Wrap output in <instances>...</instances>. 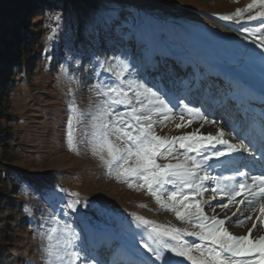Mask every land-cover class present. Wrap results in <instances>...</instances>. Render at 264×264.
Masks as SVG:
<instances>
[{
    "label": "rangeland",
    "instance_id": "obj_1",
    "mask_svg": "<svg viewBox=\"0 0 264 264\" xmlns=\"http://www.w3.org/2000/svg\"><path fill=\"white\" fill-rule=\"evenodd\" d=\"M94 1L96 0H87L90 4ZM105 1L110 2L107 11L96 16L91 25L81 21L76 36L70 35L71 40L63 37V42L48 38L51 26L58 17L57 13L43 14L38 25V28L41 26L42 34H45L43 49L38 51L33 71L20 72L16 83L8 90L5 113L10 120L3 127V135L9 137V146L5 149L2 160L10 167L25 173L28 184L23 185L25 191L20 192L29 198L27 206L19 207L14 212L11 230L7 231L5 247L10 256V264H45L47 257L43 249L46 241L41 238V233L51 226L53 215L60 216L62 221L79 234L77 244L92 264L97 261L100 264H116L120 261L117 258L123 253V249L147 256L139 247V241L146 236V232L137 227L134 216H141L161 225L198 231L191 225L178 221L174 213L158 206L147 190L140 188L135 182L129 188L127 183L108 176L98 158L92 155L87 140L91 133V117L96 114L104 99L98 94L100 86L118 85L114 74L107 71L108 65L115 64L114 57L128 62L129 72L125 79L146 83L154 90L159 89L166 101L167 97L171 99L169 106L173 108V113L170 119L178 124H187L188 118L193 120L190 126L176 128L171 122L169 125L167 120L164 121V116H160L163 113L153 115L156 135L179 137L191 134L200 127L204 132L201 135H209L223 128L228 135L225 138L232 143L241 140L244 134L242 127L247 126L246 123L243 124L239 114H234L229 124H221V119H227L228 107L231 105L228 101V86L220 83V79H211L207 74L210 69L218 68L216 63L221 56L220 52L223 54L225 48L228 50L231 47L224 38L217 35V27L222 28L224 34H229L234 29L237 35H245L248 43H256L259 39L258 33L248 35L244 29L259 27L263 17L255 20L246 18L245 21L240 19L255 16L257 10L264 9L257 6L255 10L244 12L241 17L225 21L219 17L233 15L237 9L243 10L252 0ZM183 13L206 19L213 25L211 28L208 25L206 27L201 22L203 20L193 21L183 16ZM70 23L66 25L67 28L71 25L73 27ZM84 29L87 30L83 31ZM56 32L59 34L58 30ZM151 39L158 40L163 47L155 53L154 65L157 68L154 70L144 58L149 51ZM237 46V49L239 46L243 47L241 44ZM195 52L203 54L208 62L199 70L198 75L204 80L202 83L196 79L193 65L187 64L180 69L181 63L177 61V54L189 60ZM163 56L165 57L162 59ZM198 89L197 96L195 91ZM129 97L131 105H115L114 110L127 113L131 106L139 107L132 92H129ZM213 97L217 101L211 103ZM221 98L228 101L226 105L219 104ZM180 101L190 107L201 108L209 119L217 123H206L198 117H189ZM72 104L80 114L79 121H74L75 150H69L67 143L68 118ZM181 113L185 116L184 121L180 120ZM230 132L234 133V140L229 135ZM251 142L257 152L255 141ZM181 159L169 158L157 162L175 164ZM243 164L241 159L238 165ZM55 174H62L64 180L56 178ZM43 176L48 178L50 188L39 183L46 181L41 180ZM208 183L214 186L211 181ZM36 185H41V188L32 189ZM73 192L82 202L75 213L63 207L67 200L73 199L65 194ZM17 201L19 203L21 198ZM236 208L230 206L228 209L219 210L209 207L204 212L208 216L216 215L227 220L228 231L234 236H240L233 228L237 225L232 223L230 226L229 222V219L235 221L233 213ZM64 212H68V215L64 216ZM250 216L238 230L252 228L256 222L253 219L254 214ZM259 226L253 233L259 231ZM108 238L110 242L106 249L103 252H97L96 249L93 254L91 250L96 241H105ZM185 238H188L189 243L196 241L194 237ZM167 255L171 257L170 253ZM171 258L177 264L181 261L189 264L181 257Z\"/></svg>",
    "mask_w": 264,
    "mask_h": 264
},
{
    "label": "snow or ice",
    "instance_id": "obj_2",
    "mask_svg": "<svg viewBox=\"0 0 264 264\" xmlns=\"http://www.w3.org/2000/svg\"><path fill=\"white\" fill-rule=\"evenodd\" d=\"M257 6L264 9V0H252L243 10L237 9L233 15L220 16L219 19L228 21L241 17L244 12ZM258 17H264V11L257 12L255 16L250 15L247 19L255 20ZM262 29L264 20L259 27L245 28L244 31L253 35ZM256 46L264 51V37ZM113 59L115 64L108 65L107 71L114 74L118 85L100 86L98 94L104 99L91 117V133L87 140L92 155L98 158L108 176L127 183L129 188L135 182L147 190L158 206L174 213L178 221L198 229L189 231L134 216L137 227L146 232V236L139 241V247L147 256L137 252L138 258L129 264H177L171 257H181L189 264H264V236L250 238L258 224L264 227V173L251 174L244 170H237L230 175L209 173V168L213 167L209 161H220L222 157H232L237 153L251 154L254 151L252 142L244 137L238 144L229 143L223 128H219L215 135H198L195 132L172 138L156 135L153 115L163 113L164 119H170L173 108L159 89L154 90L146 83L125 79L129 72L128 62L120 57ZM129 92L133 93L139 107L133 105L127 113L115 111V105H131ZM180 104L189 117L217 123L209 119L201 108L190 107L184 101H180ZM79 118L76 106L70 105L67 131L69 150H75L74 121L78 122ZM180 120H185L183 113L180 114ZM192 123L193 120L188 118L187 124H177L176 128ZM217 145L223 147L217 148ZM169 158L182 159L175 164L157 162ZM258 159L264 160V154L259 155ZM209 181L213 187L206 184ZM209 191L212 193L209 200L197 199L203 198L204 193ZM65 195L73 199L67 200L63 207L72 213L77 212V206L82 203L78 195L74 192ZM217 195L222 201L227 199L226 203L218 205L221 209H228L239 196L244 197L239 203L246 204L249 213L259 207L258 224L253 223L248 235L234 236L225 227V219L205 215L204 204L211 206V200L217 199ZM63 215L67 216L68 212ZM240 215L243 217V211H240ZM250 218L249 215L235 221L229 219V222L242 226ZM50 223L48 230L41 233V238L46 241L43 249L47 257L45 264H92L77 244L79 234L69 224L58 215H53ZM185 237H194L198 242L189 243Z\"/></svg>",
    "mask_w": 264,
    "mask_h": 264
},
{
    "label": "trees",
    "instance_id": "obj_3",
    "mask_svg": "<svg viewBox=\"0 0 264 264\" xmlns=\"http://www.w3.org/2000/svg\"><path fill=\"white\" fill-rule=\"evenodd\" d=\"M109 3L105 0H96L91 4L87 0H0V264H10V256L5 247L6 236L11 230L14 212L19 207L27 206L29 200L28 196H23L20 192L25 191L23 185L28 184L25 173L2 160V155L9 146V137L3 135V127L10 120L5 113L8 90L16 83L20 72L33 71L38 51L43 49L45 34H42L41 26L38 28L43 14L57 13L59 19L51 26L48 38L63 42L64 39L71 40L72 34L76 36L81 21L93 24L96 16L107 11ZM117 3L126 4L123 1ZM120 22L119 16L118 23ZM68 23L73 24V27L71 25L67 28ZM55 177L64 180L62 174H55ZM41 180L46 181L39 183L50 187L46 176ZM40 188L41 185L33 187L34 190ZM19 198L21 201L18 203Z\"/></svg>",
    "mask_w": 264,
    "mask_h": 264
},
{
    "label": "bare ground",
    "instance_id": "obj_4",
    "mask_svg": "<svg viewBox=\"0 0 264 264\" xmlns=\"http://www.w3.org/2000/svg\"><path fill=\"white\" fill-rule=\"evenodd\" d=\"M252 10H255V9L253 8L251 9V11ZM259 11H263V10L261 9L257 10V12ZM183 16H185L186 18H190L193 21L203 20L201 22L203 24H206V27L207 25L209 27L213 25L212 23L208 22V20L206 19H200L188 13H183ZM246 18L247 17L241 18L240 21H245ZM263 20H264V17H263ZM217 29H218L217 35L224 38L226 42L229 44V46H231V47H228V50L227 48H225L223 54L222 52H220L221 56L217 61L218 63H216L218 68L210 69L211 71L207 74L211 79H213V77L214 79H220L219 80L220 83L226 84L228 86L227 91H229V95H230V98L228 99V101L231 102V105L228 107L229 114L227 115L228 116L227 119L225 120L221 119V124L222 125H227V123L229 124V122L232 121V116L234 114H239L241 117V120H243L242 117L243 115H245L246 120H248L247 121L248 124L247 126L242 127V131H244V134H242L241 138L247 137L248 141L254 140L258 147V150L257 152L254 150L253 151L255 152L254 154L253 152L251 154L237 153V154H234L232 157H222L220 161L211 160L209 161V164L213 165V167L209 168V173L211 175H230V174H233L237 170H244V171H249L251 174H261V173H264V160H259L258 157L259 155L264 154V51H261V49L258 48L256 45L258 43H261L262 37H264V29H262L261 32L258 33L259 39H258V42L256 43H248L249 42L248 38L245 35H237L238 33L234 29L230 30L229 34H224L223 32L224 30H222V28L220 27H217ZM222 43L224 42H221V44ZM237 43L239 45L240 44L243 45V47L239 46V48L237 49L238 47ZM149 46H150L149 51L145 53L144 58L147 64L150 66V68L154 70L156 67V65H154L155 53L157 51H160V49H162L163 47L162 45H160V42L156 39H151ZM192 55L193 56L190 57L188 60V59H183V57L177 54V59H178L177 61L181 63V66L179 68L180 69L184 68V66L187 64L193 65V68L197 73V74L195 73L196 79L199 81V83L200 82L202 83V81L204 80L201 78V76H199L200 75L199 70L202 69L203 65L208 63L207 59L203 56V54L198 53V52L192 53ZM164 57L165 56H163L162 59ZM205 70L206 69H204V71ZM195 93L198 96L199 89L195 91ZM221 96H222V92H220V97ZM224 98H221V101H224V102L220 103L221 101H219V104L221 105L227 104L228 101L225 102L226 99L224 100ZM211 100H210L211 103H213L214 101H217L216 97L211 98ZM167 102H169V104L171 103V99L169 97H167ZM237 105L240 106L241 108L239 110L233 111V108ZM247 108H249L250 114L244 113V111ZM261 113H262V116H259ZM160 116H164V115L160 114ZM164 121H166V119H164ZM166 122L169 125H170V122L173 125L178 124L177 122L173 121V119H170V120L167 119ZM200 128L195 131V133H197L198 135H201L203 132ZM216 133L217 131L214 134L209 133V135H215ZM184 135H188V134H184ZM226 136L228 138V135ZM230 136H232L231 138H233L234 140V137H233L234 135L231 134ZM238 143H240V141L232 142V144H238ZM222 147L223 146L221 145H217V148H222ZM179 151H182V150H179ZM241 159L243 160V163H244L242 167H240L237 164L238 161H240ZM232 161H235V162L233 163ZM227 170H229L227 174H224V173L219 174V172H222V171L226 172ZM237 179H240V178L238 177ZM206 184L209 187H212L208 182H206ZM211 195L212 193L210 191L205 192L203 198L197 197V199L209 200ZM243 198H244L243 196L236 197V202L230 205V206L237 207L236 208L237 210L235 209L236 211L234 212L236 213V216H234L235 217L234 220L242 219L243 217H248L249 215L253 213L254 222L258 223L257 217L259 216V207L257 206L256 211L249 213L247 211V205L239 203V201ZM226 202H227L226 198L222 201L219 195H217V199L211 200V206H209V204H204L203 207L204 209L210 207V208H217L221 210V208L218 207V205L220 203H226ZM240 211H243V217H241ZM226 224L227 223H225V227L229 230ZM231 225L232 223L230 224V226ZM238 227L239 226L237 227L233 226V228H235L234 230L236 232L238 231L241 234V235L239 234L240 236L249 234L248 230L241 231L240 228L238 230ZM245 227L247 228V226ZM259 227H260L259 231L257 230V232H254V233L252 232L250 236L251 239H258L260 236H264V227H261V226ZM185 239H188V238H185ZM109 240L110 239L108 238V240L105 239V241H99V242L96 241L94 248H92L91 250L93 254H95L94 252H96V249H97V252L99 251L103 252L104 249H106L107 245L109 244L110 242ZM137 258L138 257L136 253H132L131 251H127L123 249V253L121 252L120 257H118L117 259L120 260L118 261L120 264H129L130 261L135 260ZM156 263L159 264V262H156Z\"/></svg>",
    "mask_w": 264,
    "mask_h": 264
}]
</instances>
